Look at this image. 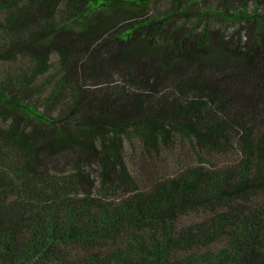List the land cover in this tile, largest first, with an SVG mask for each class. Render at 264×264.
<instances>
[{"label":"trees","instance_id":"trees-1","mask_svg":"<svg viewBox=\"0 0 264 264\" xmlns=\"http://www.w3.org/2000/svg\"><path fill=\"white\" fill-rule=\"evenodd\" d=\"M0 264H264V0H0Z\"/></svg>","mask_w":264,"mask_h":264}]
</instances>
